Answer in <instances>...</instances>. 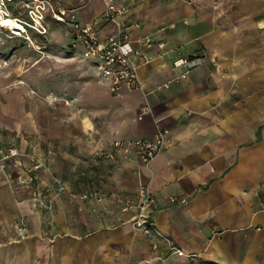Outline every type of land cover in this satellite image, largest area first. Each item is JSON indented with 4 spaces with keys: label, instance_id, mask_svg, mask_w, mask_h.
I'll list each match as a JSON object with an SVG mask.
<instances>
[{
    "label": "crops",
    "instance_id": "0c3cea01",
    "mask_svg": "<svg viewBox=\"0 0 264 264\" xmlns=\"http://www.w3.org/2000/svg\"><path fill=\"white\" fill-rule=\"evenodd\" d=\"M113 1L140 88L76 82L70 113L49 126L39 108L33 127L30 112L0 101V264H264V11L218 22L197 0ZM59 11L116 31L103 0H61ZM200 53L177 79L173 60ZM159 130L166 143L147 164L113 145ZM141 186L155 229L185 256L134 230L135 208L121 211ZM84 192L101 199L72 197Z\"/></svg>",
    "mask_w": 264,
    "mask_h": 264
},
{
    "label": "rangeland",
    "instance_id": "374dc122",
    "mask_svg": "<svg viewBox=\"0 0 264 264\" xmlns=\"http://www.w3.org/2000/svg\"><path fill=\"white\" fill-rule=\"evenodd\" d=\"M30 1L0 0V9L4 13L0 17L15 19L23 26L22 30L0 25V101H10L9 105H13L14 110L30 112L33 127L37 125L39 108L47 115L41 121L49 126L54 121V115L70 113L75 102V98L71 97L73 92L83 89L76 82L82 86L85 79H99L95 73L96 66L80 57L82 48L78 40H74L75 53H69L74 25L68 18L70 14L66 13L67 21L64 23L57 22L52 15L60 7L61 0H43V34L24 23L29 19L27 5H31ZM185 2L193 5V0ZM198 3L203 5V9L206 4L205 13L212 14L216 21L218 17V22H221V18L226 20L231 13L240 22L241 14L256 18L264 11V2L261 0H197L196 4ZM225 27L228 28L229 24ZM132 228L145 234L134 226ZM151 246L153 250L156 248L155 244ZM208 262L199 261L196 264H218Z\"/></svg>",
    "mask_w": 264,
    "mask_h": 264
},
{
    "label": "built area",
    "instance_id": "2783aa9c",
    "mask_svg": "<svg viewBox=\"0 0 264 264\" xmlns=\"http://www.w3.org/2000/svg\"><path fill=\"white\" fill-rule=\"evenodd\" d=\"M30 2L31 5H27L29 19L28 22L24 23L28 25V27L35 29L38 33L43 34L45 32V28L42 24L45 4L43 0H31ZM124 12V9L117 6L113 0H105V11L102 15L103 19L114 23L116 31L104 36H100L92 24L79 23L72 14L68 17L70 21L74 23L72 32L73 41L70 46L75 48L74 40H78L82 48L80 54L82 60L90 61L96 66L95 73L99 81L108 82L110 91L115 94L121 92L122 86L129 89L141 87L137 76V66L132 59L134 49L125 32L123 21ZM52 15L57 22L64 23L67 21V14L64 11H53ZM146 41L149 40L146 38ZM203 59L204 55L201 53L175 58L172 62V66L174 68H182V71L178 73L176 78L184 79L191 69L199 66L203 62ZM161 87L167 88L168 83L156 86L157 89ZM147 109V106L141 108L144 112ZM165 143V131L159 130L150 138H136L126 142L115 141L113 145L115 148L121 149L125 154L128 153L131 148L135 149L142 162L147 164L164 148ZM16 154L17 150L14 147L6 149L5 156ZM37 167L38 165L36 164L34 168ZM57 183L58 191L64 190V185L59 180H57ZM72 197L79 200L101 199L96 192L72 194ZM171 201L174 202L176 200L172 198ZM152 204L153 195L150 189L147 186H141L137 192L136 202H133L131 199H125L122 201L121 211L126 212L131 208H135L136 213L130 220L132 226L145 232V234L154 235L165 240L169 246L170 253L185 256L186 254L184 251L176 247L166 236L155 229V225L149 216Z\"/></svg>",
    "mask_w": 264,
    "mask_h": 264
},
{
    "label": "bare ground",
    "instance_id": "6f19581e",
    "mask_svg": "<svg viewBox=\"0 0 264 264\" xmlns=\"http://www.w3.org/2000/svg\"><path fill=\"white\" fill-rule=\"evenodd\" d=\"M2 13H3V11L0 9V14H2ZM0 25L8 26V27H11V28L18 27V28H22V30H23V26L18 21H15V20H13L11 18L9 19L8 17H0ZM16 33H19V32H16Z\"/></svg>",
    "mask_w": 264,
    "mask_h": 264
},
{
    "label": "trees",
    "instance_id": "16d2710c",
    "mask_svg": "<svg viewBox=\"0 0 264 264\" xmlns=\"http://www.w3.org/2000/svg\"><path fill=\"white\" fill-rule=\"evenodd\" d=\"M73 49H74V48L71 46V49H70V51H71V50H73Z\"/></svg>",
    "mask_w": 264,
    "mask_h": 264
}]
</instances>
